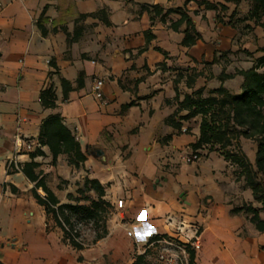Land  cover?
I'll list each match as a JSON object with an SVG mask.
<instances>
[{
    "label": "crops",
    "instance_id": "obj_1",
    "mask_svg": "<svg viewBox=\"0 0 264 264\" xmlns=\"http://www.w3.org/2000/svg\"><path fill=\"white\" fill-rule=\"evenodd\" d=\"M242 2L247 3L246 14L249 3ZM153 5L164 10L186 7L203 41L210 32L223 30L216 12L206 10L194 0H0V210L10 214L14 209L23 216H32L35 211L25 206L33 204L45 216L46 231L45 212L31 194L33 184L19 170L8 173L7 163L28 162L29 152L37 147L42 122L50 115L60 114L82 150L86 153L88 149L87 159L83 167L76 169L68 164L66 155H60L53 165L48 148L43 147L45 155L35 161L46 175L49 187L61 203H67V195L76 194L78 185L87 176L105 186L106 199L113 205L119 200L124 202L122 209L117 208L119 213L114 219L119 222L120 233L109 226V235L96 245L131 229L134 238L125 240L137 248L155 235L197 245L195 264H264V233L256 231L246 214L230 213L233 207L243 204L260 208L244 181L236 180V167L219 151L207 149L202 161L196 164L185 161V156L192 152L190 145L199 137L200 117L182 121L180 133L165 123L178 108L174 101V80L179 74L183 75L177 85L180 101L198 89H203L207 96L221 85L218 76L224 70L220 64L223 62L219 60L212 65V76L207 79V53L199 41L191 48L183 47L182 31L169 28L170 20H177L178 15H169L165 24L159 18L152 22L145 8ZM44 9L49 30L65 24L72 34L80 14L99 10H104L110 25L86 18L77 24L82 29L81 37L68 48L62 31L42 36L36 22ZM246 26L252 27L253 34L257 28L264 32V28L250 21H246ZM232 29L238 31L237 27ZM147 30H152L155 39L140 53L146 45ZM237 33L231 39L235 45L230 51L232 56L240 51L243 42ZM256 40L248 42L254 43V50L245 44L241 49L254 52L264 46V37L256 36ZM212 41L215 46L222 45L219 38ZM217 48L215 52L219 51ZM261 55L258 52L247 61L253 65L254 59ZM52 59L58 73L50 77L49 72H54L49 65ZM191 69L202 75L189 88L186 77ZM80 73L84 84L77 88ZM61 78L74 88L67 102L62 101ZM139 79L142 81L135 90V81ZM98 81L103 82L101 98L96 97L94 90ZM51 83L56 90L57 107L44 109L39 94ZM132 101L136 104L122 111V106ZM186 114L182 111L179 115ZM167 136L171 140L162 144L161 139ZM243 140L246 139H241V147ZM28 143L32 144L30 151L25 148ZM92 147L104 150L106 163L89 153ZM9 185L19 193L13 194ZM53 234L62 245L60 250L51 245L49 239ZM87 252L65 245L58 228L46 231L39 243L30 244L20 241L11 230L4 233L0 227L3 264H82L83 260L84 264H90Z\"/></svg>",
    "mask_w": 264,
    "mask_h": 264
},
{
    "label": "trees",
    "instance_id": "obj_2",
    "mask_svg": "<svg viewBox=\"0 0 264 264\" xmlns=\"http://www.w3.org/2000/svg\"><path fill=\"white\" fill-rule=\"evenodd\" d=\"M190 0H186L189 2ZM198 5H203L206 10L216 12V20L219 24L228 25L236 28L239 21H250L256 26L264 28V0H232L236 3L246 1L249 3V11L242 18H235L236 12L229 16L228 21L221 17V12L227 10L224 4H215L207 0L196 1ZM231 1V0H229ZM46 9V8H45ZM45 9L40 18L36 22V26L40 30L42 36H47L50 32L57 33L62 31L66 34L68 48L81 37V28L77 24L84 21L88 17L96 18L106 25H110V21L104 10H99L92 14H80L75 19V29L73 33L68 32L65 24L55 25L51 30L47 29L45 24L48 18L45 16ZM150 15V20L155 21L156 18L162 23H167V19L171 14H177V20H170L169 28L175 32L182 31L183 39L181 45L191 48L202 40L201 33L197 30L193 23L192 17L186 7L177 9L164 10L159 5H153L145 8ZM183 27V29H182ZM182 29V30H181ZM146 45L139 52L148 49L151 42L155 39L152 30L144 32ZM164 56L165 52L157 48ZM258 51L262 54L255 58L252 67L248 69H236L234 73H226L223 70L218 76L221 85L213 89L206 96L203 89L194 91L191 95H185L183 100H179L177 85L183 78L182 74L174 80L176 97L175 102L178 105L177 111L168 117L165 123L177 133L181 132L182 121H189L196 117H200L199 137L196 142L190 145L192 152L207 149L208 151H219L224 159L231 165L236 167V180H243L245 187L250 189L254 200L260 204V208H256L251 204H243L241 207H233L230 211L232 215L244 213L248 216V220L254 226L256 231L264 233V46ZM226 56V53L220 57ZM219 58L214 57L211 63L213 65L219 63ZM50 67L54 72H49V76L58 73V67L55 60L52 59ZM161 67H165L163 64ZM202 75L196 69H191L190 74L186 77V85L192 88L196 80ZM241 77L242 81L239 91L234 92L223 85L224 82L232 80L235 77ZM143 79V78H142ZM142 79L135 81V90ZM121 85V81H119ZM83 75L80 73L77 78V88L83 87ZM123 87V86H122ZM62 101L69 100V94L74 90L71 83L65 78H61ZM39 102L44 109H55L57 107V95L54 85L48 84L39 94ZM169 102V101H168ZM170 103V102H169ZM132 101L122 106V111L135 105ZM182 111L187 114L180 116ZM186 133L189 130L186 129ZM171 136L161 139L162 144L171 140ZM241 139L251 140L257 145L255 156V164L253 165L241 147ZM234 144H236L234 146ZM47 147L51 156L53 165L56 164L60 155H66L67 162L70 166L79 169L84 166L87 159L86 153L82 150L81 144L77 140L76 135L63 122L60 114L48 116L41 124L37 139V147L34 151L29 152L30 160L23 164L11 165L8 167V173L21 171L23 175L33 184L31 189L32 197L36 203L40 205L46 215V231H51L49 222L52 221L56 228L62 232V242L72 247L76 251L86 249L85 244L80 240V232L77 225L84 223L92 225L95 229V237L92 244L105 239L109 235L108 215L113 208V204L106 199V188L97 179L85 177L82 185H78L76 194L69 193L67 195L68 202L61 203L56 194L49 187L47 177L40 170V164L35 161L36 158L45 155L42 148ZM234 148V150H231ZM3 187H7L6 184ZM13 194L19 191L12 185H9ZM43 193V195L40 193ZM94 194V196H92ZM159 238H171L167 235L152 236L147 244H145V252L136 255L131 264H150V253H154L148 246ZM189 255V263L195 264L196 249L191 245L184 244ZM81 260V258H79ZM0 264H3L0 261Z\"/></svg>",
    "mask_w": 264,
    "mask_h": 264
},
{
    "label": "rangeland",
    "instance_id": "obj_3",
    "mask_svg": "<svg viewBox=\"0 0 264 264\" xmlns=\"http://www.w3.org/2000/svg\"><path fill=\"white\" fill-rule=\"evenodd\" d=\"M222 2L227 3L228 5L227 10L221 12V17L224 19H228L229 15H231L233 11H235L236 15L239 16L237 18H242L247 14V13L245 14V12L247 11V3H243L242 1L236 3L232 0L231 1L222 0ZM224 3L220 2L216 4H224ZM236 25L239 31V38H240L239 40L243 39V42L241 43L240 46V51H238L233 56L231 55L233 53L230 52L235 48V45L231 44V39L233 38V36L238 34L237 33L238 31L232 29L231 27H225L227 25L220 24V26H222L223 28L222 31L216 30L213 33L210 32L208 35H206L204 41L203 40L199 41L200 46H202V48L207 53V55L205 56L206 63H211L214 60V57L217 56L220 60H222L223 63L220 64L225 71H229L233 73L235 72L236 69H240V68L246 69L248 67H251L252 64L251 62L247 61V59L254 56V54H258L259 48L256 49V51L254 52H248L242 50L241 48L245 44L250 48V50H254L252 46L254 44L253 42L257 41L256 36L261 39L264 37V32L261 28H257V31L255 32L256 34L255 36V34H253L252 27L246 26L245 21H239L236 23ZM218 38L222 40V45L215 46L212 39L216 40ZM250 40H254V41L248 43ZM216 47H218L217 48L219 50L218 52L214 51ZM224 53H226V56L220 57L221 54ZM205 70L207 73L206 78L210 79V77L212 76V73L210 72V70H212V65L205 64ZM241 81H242L241 77L237 76L233 80L227 81L225 87H229L232 88L233 91H237V89H239L238 87ZM235 145L236 144H234V146ZM242 149L244 150V153L247 155L248 159H250L252 163H255L257 145L252 143L251 141L243 140ZM231 150H234V148H231ZM204 151L205 149L200 151V158L192 162L193 164H196L204 159L203 157ZM127 153H125V155ZM207 153L208 152L205 151V155ZM125 157L126 156L122 157V159L123 158L125 159ZM90 175L92 178H96L95 174L91 173ZM40 193L42 194V192ZM92 196H94V194H92ZM25 208L30 211L34 210L35 214L32 216L30 215L23 216L21 212H19V210L13 209L10 212V214H8L6 210L5 211L0 210V221H1L0 227L3 228L4 233H7L9 232V230H11L14 236L20 237V241H26L30 244H37L44 239V236L46 234L45 216L43 212H40L39 209L36 208L35 205L33 204L26 205ZM117 208L118 207L116 203L113 205V208L110 210V214L108 215L107 225L108 228L110 226L113 230H117L116 231L117 233L118 232L120 233V231H118V229L120 228L118 227L119 222L114 221L115 216L119 213ZM122 222H124V220ZM49 225L51 231L57 229L52 221H50ZM76 228L78 232H80L81 235L80 240L85 244L86 249L88 250L87 254H90V260H91L90 264H131L134 261L136 255L142 254L145 251V245L141 246L140 248H137L136 245L131 244V242L129 241L127 242L125 240V238H132V239L134 238L133 237L134 233L131 229L126 230L124 235L123 233L121 235L119 234V236L117 234V236L111 237L99 245L96 244L94 245L92 244V241L95 237V229L92 225L80 223L77 225ZM128 232H132L133 233L132 236H129ZM57 238H58L57 235L53 234L49 240L54 249L60 250L62 248L61 247L62 245L59 244V240ZM147 242L145 244H147ZM149 258H150V264H158L155 256H153L151 253L149 255ZM82 264H84V260L82 261ZM162 264L164 263L162 262Z\"/></svg>",
    "mask_w": 264,
    "mask_h": 264
},
{
    "label": "built area",
    "instance_id": "obj_4",
    "mask_svg": "<svg viewBox=\"0 0 264 264\" xmlns=\"http://www.w3.org/2000/svg\"><path fill=\"white\" fill-rule=\"evenodd\" d=\"M102 86H103L102 81L96 82L94 90L97 98L102 97L101 94ZM25 148L27 151H30L32 149V144L30 143L26 144ZM199 158L200 156L198 155L197 152L195 153L191 152L189 155L185 156L184 159L187 163H192L198 160ZM11 165H15L16 167V163L13 160L7 163V167H10ZM123 206H124L123 200H119L117 202V207L122 209ZM132 234H133L132 232H128L129 236H132ZM184 244L185 243H182L174 238H159L158 240L153 241L148 246V248L154 253V256L158 264H162V262L164 264H190L189 255ZM190 245L193 248H198V246L195 244H190Z\"/></svg>",
    "mask_w": 264,
    "mask_h": 264
},
{
    "label": "water",
    "instance_id": "obj_5",
    "mask_svg": "<svg viewBox=\"0 0 264 264\" xmlns=\"http://www.w3.org/2000/svg\"><path fill=\"white\" fill-rule=\"evenodd\" d=\"M94 158L100 160L103 163L107 162V156L103 149L100 147H92L89 152Z\"/></svg>",
    "mask_w": 264,
    "mask_h": 264
}]
</instances>
